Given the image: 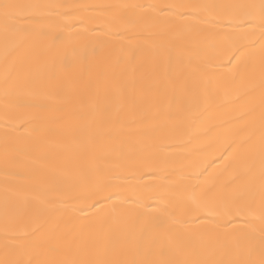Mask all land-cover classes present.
<instances>
[{
    "label": "snow or ice",
    "instance_id": "6c2138e0",
    "mask_svg": "<svg viewBox=\"0 0 264 264\" xmlns=\"http://www.w3.org/2000/svg\"><path fill=\"white\" fill-rule=\"evenodd\" d=\"M158 7L0 0L6 114L32 108L37 132L68 139L55 158L61 166L28 196L10 179L8 125L0 264H264V0ZM100 14L110 17L101 29L109 39L93 42L88 27L74 28V19ZM184 20L191 26L178 28ZM129 33L142 59L111 39ZM230 89L240 90L232 104L244 107L234 117L240 133L218 157L228 179L192 165L161 169L149 207L143 191L122 182L134 175L111 161L128 167L144 141L193 144L211 131L193 109L213 111ZM12 222L27 228L10 230Z\"/></svg>",
    "mask_w": 264,
    "mask_h": 264
},
{
    "label": "bare ground",
    "instance_id": "6f19581e",
    "mask_svg": "<svg viewBox=\"0 0 264 264\" xmlns=\"http://www.w3.org/2000/svg\"><path fill=\"white\" fill-rule=\"evenodd\" d=\"M27 2V0H21ZM42 3H64L71 5H123V4H144L157 5V12H167L165 6L172 4H198V3H258V0H39ZM97 13L102 10L96 9ZM77 15H83L78 13ZM110 17L107 14H100L96 20L82 23L78 19L72 21L75 29L88 27L87 39L96 42L97 39H109L101 29L106 23H110ZM191 20H184L177 24L178 28L190 27ZM116 41L117 46L124 44L128 47L126 55L132 56L134 53L137 59L143 58V53L136 52L139 38L132 33L125 35L122 40L111 38ZM256 87H259L258 77L254 81ZM239 89H230L228 97H221L217 101V106L213 111H205L204 107L194 108L196 115L203 114L205 124L202 128L210 129L209 134L205 135L203 131L199 133L200 139L186 147L175 146L167 147L166 141L157 140L155 142L144 141L134 146L131 155L135 159L127 161L128 167H124L125 161L112 160L113 166H119L124 175L135 178L128 182L133 187L139 188L145 194V202L149 207H155L157 193L160 192L163 175L154 174L161 169L172 171L185 165H192L189 171L206 169L205 175L221 176L227 180L229 174L224 172L227 160L219 159V155L232 136L240 133L243 122L236 123L234 120L236 111L242 110L243 105L234 106L231 98L235 97ZM38 120L36 110L27 106L10 107L6 114L4 100L0 97V200L3 197L4 189V160H5V131L8 125H15V133L9 138L10 148L14 146L15 150L10 153V177L15 185H18L25 195L33 196L37 194L39 186L44 184L54 168L60 167L61 162L55 158L62 152V145L68 142L67 138H60L46 132H37L34 123ZM51 122V118L49 120ZM146 186H151L146 187ZM151 196V202L147 197ZM91 210H85L81 215L90 214ZM239 223V221L237 222ZM27 225L21 222H12L9 229L26 230ZM5 221L0 215V258H3ZM51 259L59 261L64 259L63 255L56 254Z\"/></svg>",
    "mask_w": 264,
    "mask_h": 264
}]
</instances>
